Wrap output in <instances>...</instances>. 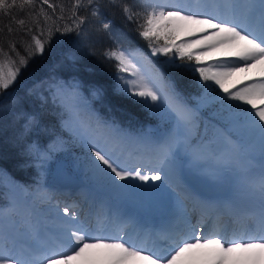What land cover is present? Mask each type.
Here are the masks:
<instances>
[{
  "label": "snow or ice",
  "instance_id": "1",
  "mask_svg": "<svg viewBox=\"0 0 264 264\" xmlns=\"http://www.w3.org/2000/svg\"><path fill=\"white\" fill-rule=\"evenodd\" d=\"M40 2L55 11L49 0ZM34 3L35 0H21L18 5L17 0H0V14L9 15L11 20L12 12L17 8L24 12L28 6L27 15L31 16L35 12L31 8ZM136 4L140 7H135ZM104 8H119L127 21L136 22L138 34L147 41L151 55L167 57L163 62L167 71L193 77L198 74L197 83L203 95L215 93L212 101L219 102L228 111L230 123L242 127L247 137L258 143V176L252 178L249 170H245L243 178L255 204L254 211L243 214L251 220V225L239 224L229 234L227 229L208 227L210 220L201 213L195 223L185 219L183 229L166 230L163 246L149 245L126 239L120 232L110 235L104 234L99 227L93 230L75 210L69 215L70 209L65 206L59 218V231L51 242L41 243L39 234H35L32 243L21 242L18 249L16 241L5 237L0 227V264H73L74 261L94 264L97 260L104 264H264V0H132L131 3L128 0H75L69 16L71 23L64 24L63 28L48 27L51 17L41 7L44 26L40 24L39 13L34 22L38 34L32 27H25V19L14 21L25 34L32 33V43L26 47L27 56L17 53L19 59H14L0 46V94L17 81L34 56L45 53L54 33L75 32L80 36L85 32V23L95 21L116 44L105 52L107 59L117 62L116 94L143 105L151 114L170 121L177 130L190 131L195 125V113L184 102L174 81L159 68L148 72L137 68L133 62L136 56L143 57L150 65L151 61L139 50L133 53L120 46L111 22L103 17ZM80 9L86 15H78ZM64 11L61 7V15L56 19H64ZM8 32H13L11 26ZM182 36L195 39H181ZM9 49L16 50L14 41L9 43ZM217 57L225 59L209 62ZM254 69H258V73L253 74ZM121 73H128V76ZM242 73L248 74L244 80L249 82L235 91L230 90L231 78ZM50 85L55 86L53 95H71L79 99L78 82L62 84L52 80ZM213 86L224 95H219ZM49 90L52 91L51 86ZM30 94L39 98L36 89ZM93 94L101 95V88H96ZM21 104L16 98L10 106L16 109ZM8 109V105L0 104V112ZM15 115L22 120V135L40 131L37 115L21 111H16ZM76 115L73 112V117ZM66 126L71 127L70 122ZM71 131L70 139L75 138L87 148L90 172L116 191L142 189L163 193L171 187L170 175L182 152L192 161L193 168H199L203 159L200 149L189 152L187 136L181 139L176 132L156 139L143 137L153 145L152 158L133 162L131 156L123 155L122 142L127 134L114 125L97 118L95 129L81 121L79 126L71 127ZM55 143L45 147L39 141H28L25 154L31 163L43 168L52 159ZM229 143H232L230 139ZM256 159L254 155L250 157V161ZM207 163L217 176L227 174L232 168V160L228 158L209 156ZM149 181L153 183L143 189ZM172 194L179 207L187 192L173 189ZM200 205L204 209L214 206L206 198L200 200ZM236 215L239 220L240 214ZM37 251L38 258H33Z\"/></svg>",
  "mask_w": 264,
  "mask_h": 264
},
{
  "label": "trees",
  "instance_id": "2",
  "mask_svg": "<svg viewBox=\"0 0 264 264\" xmlns=\"http://www.w3.org/2000/svg\"><path fill=\"white\" fill-rule=\"evenodd\" d=\"M49 2L55 6V11L48 8L46 4H42L40 0H35V3L31 6L35 9V12L31 16L27 15L28 6H26L24 12H21L19 8L12 12L11 20L9 15L0 14V46L14 59H19L17 53L20 56H27L26 47L32 43V33L25 34L18 22L14 21L25 19L27 21L25 27H32L33 32L36 33L34 23L37 19L36 13H39L40 24L44 26L43 13H40L42 7L51 17L47 22L48 27L60 26L63 28L64 24L71 23L69 16L75 0H49ZM128 2L131 3L132 0H128ZM20 3L21 0H17V4ZM61 7L65 10L63 13L64 19L62 20L56 19L61 15ZM135 7L139 8L140 5L136 4ZM102 11L103 17L111 22L120 46L133 53L136 50L142 52L143 56L151 61V65L143 57H139L146 62L151 70L159 68L166 71V74L174 81L175 87L184 102L194 111L196 117L194 127H198H196V135L198 136L192 138L189 145L203 146L208 144L211 154L216 155V148L222 142L221 135L216 132L219 128L228 126L230 121L228 111L219 102L212 101V96L215 93H209L206 97L203 95L197 83L198 74L193 77L186 73L182 75L180 72L167 71L166 66L163 64L167 57H150V48L147 41L139 36L136 22L127 21L119 8H104ZM77 14L86 15L83 9H80ZM9 26L13 29L11 34L8 32ZM84 28V34L80 36L75 32L67 34L54 33L50 44L46 46L45 53L34 56L27 68L21 71L17 81L9 89L4 90L3 94H0V104L9 106L8 111L0 112V169L14 183H17L18 187H26L32 195H35L33 192L37 188L40 189L43 184L37 182L36 179L40 177L43 180L44 176L35 173L37 164L31 163L30 158L25 154L28 141H39L45 147L51 145L53 141L56 142L55 151L52 155L53 159L48 161L47 167L50 170L58 168L65 172H71L72 176L75 175L80 178H76L74 182L69 181L67 184L78 186L86 182L85 180L94 182L97 179L87 166V148L85 149L75 138L70 139L72 137L70 136L71 133L62 127V121L71 116V110L67 108L68 105L64 102L65 99H69V96L65 95L64 100H62L59 96L53 95L52 92L55 86L50 85L52 80L62 84H72L74 81L79 83V93H82V99L85 103L84 111L87 112H84V117H87L88 126L95 129L98 118L126 133L127 136L122 142L125 157H128L132 152L147 156L153 154L151 141L142 139L143 137L156 139L169 132L177 133V129L170 121L161 119L151 114L143 105L135 104L131 99L116 94L114 84L117 76V62L109 60L105 56V52L110 48H115L116 44L95 21L86 22ZM13 41L16 44L15 51L9 49V43ZM127 74L121 73L120 75L127 76ZM50 86L52 91L49 90ZM237 87H243V84ZM96 88H101V95L93 94ZM236 88L232 91H235ZM33 89L39 92V98L30 94ZM219 95L223 96L224 93H219ZM51 96H56L58 101ZM16 98H19L22 104L14 109L10 105ZM201 100L206 101L200 105L194 103ZM229 103L238 102L229 101ZM16 111L37 115L41 122L40 131L22 135L24 131L23 124L22 120L15 115ZM244 134L243 137H234L238 143L237 152L241 168L239 172L232 174L231 183L227 188L228 191L235 189L242 182L245 170H249L252 175V168L249 164L250 157L256 156L255 152L259 151V147L248 144L247 140L249 138ZM55 155L59 157L57 160ZM71 159L76 164H82L84 168L81 170L78 167L74 170L75 163ZM254 161H258V157ZM186 166L185 154L181 153L177 167L172 174L185 178L188 184L196 189V186H200L201 182L196 174L191 178H186ZM53 178L58 183H62L57 176H53L49 180L55 181ZM7 201L8 194L0 186V206Z\"/></svg>",
  "mask_w": 264,
  "mask_h": 264
},
{
  "label": "rangeland",
  "instance_id": "3",
  "mask_svg": "<svg viewBox=\"0 0 264 264\" xmlns=\"http://www.w3.org/2000/svg\"><path fill=\"white\" fill-rule=\"evenodd\" d=\"M193 2H195V0H193ZM195 39L192 37H185L182 36L181 39ZM162 43V42H161ZM149 56L152 58H155L151 55V51L149 50ZM157 57V56H156ZM134 63H136L137 68H139L142 72H148L151 71V69L149 68V66L146 65V62L139 56H136V58L133 60ZM210 63L214 62V61H209ZM248 75V74H246ZM128 76V74H127ZM132 77H129V79H131ZM235 77L231 78V80L229 81L228 86L230 88H232V85H235L239 82L244 81V77H241L239 79H235ZM211 83V82H210ZM214 88H216L217 92L219 93H223L220 92L218 87L213 86ZM238 88V87H237ZM55 91V87L53 89V92ZM58 96V95H57ZM69 99H65V103L68 105L67 108H69L71 110V116H69L66 120L62 121V125L63 127L66 129V131L68 132H72L71 131V127H76L79 126V123L82 121L85 124L88 125L87 122V117H84V110H85V103L83 101V97H82V93H79V99L77 100L76 98H74L71 95H68ZM54 100L58 101V98L56 96H51ZM62 100H64V96L61 97L59 96ZM206 101V100H204ZM204 101H197L194 102L197 105H200L201 103H203ZM247 107V106H245ZM83 110V111H81ZM73 112H75L77 115L75 117H73ZM87 113V112H85ZM70 117H73L70 121ZM70 122L71 127L66 126L68 123ZM197 127V126H196ZM193 127L190 131H187L185 129H179L177 130V134L180 136L181 139H183L185 136H187L188 138V142L198 136L196 135L197 133V128ZM227 132L231 133L232 135L235 136H240L243 137L242 135L245 133L243 128L240 126H233L232 124H230L228 127H226ZM245 135V134H244ZM70 136H72V133L70 134ZM230 139V138H229ZM229 139H227V144L225 146V148L220 152L219 151V157L218 158H228L232 160V168L231 170L224 175L221 176H217L214 175L213 170L208 166L207 161H205L204 159L201 160L200 163V167L199 168H193L192 166V161L189 159V157L186 155L187 157V170L189 172V175L187 177L191 178V176L195 175L198 177V179L200 180V182L202 184H204V186H206L207 188L203 189V191H210L212 192V189L218 188H225L226 185L230 182L231 179V174L234 172L233 170L235 169V167L238 164V154H237V150H236V145L235 142L230 139L232 141V143H229ZM86 149V147H84ZM84 150V149H83ZM188 151H194V147H189ZM183 153V152H182ZM184 154V153H183ZM204 154V153H203ZM135 156V154H134ZM57 158L55 155V159L57 160ZM150 158H152V156H149V158H147L146 155L141 154V157L138 159H141L143 161H147ZM53 159V157H52ZM52 159L50 161H52ZM137 160V159H135ZM135 160H133L135 162ZM71 161L73 163H75L72 159ZM74 170H76L78 167L84 168V166L82 164H74ZM250 165H252V163L250 162ZM81 170H78L79 172ZM35 173L37 175H43L44 179L41 180L40 177H38L36 180L37 182H41V183H46L48 182L47 180H49V178L53 177V176H57L59 177L60 181H62L61 186L62 187H66V188H62L59 185L53 186V189H45L43 191H35V195L32 196V198L34 199L33 204H35V210H39L41 208L46 209V212L43 215H39L35 212H33L32 210L29 209V207L27 206V203L25 202L28 197L30 196V194L25 190V189H21L20 187H18L16 184L14 183V181L12 179H10V177L2 170L0 169V186L6 190L7 194H8V203L6 205H3L0 207V227H2V230L6 231L5 237L12 239V236L14 235V233L18 230H22L25 231L27 230L26 233H28L26 236H23V238L20 239L19 243H17V248L19 249V245L21 244V242L24 243H30V239L32 240V235H31V231L33 230L35 233L39 234L40 237H44L42 231H45V238L47 239H52V232L56 233V227H59V221L58 219L60 217H62L63 215H60L59 213L63 210L64 208V204H60L56 199H55V191H59V190H63L65 193V196L69 194V196H72L73 198H78V195L75 194L77 192H81V194H84L85 197L87 195H90L93 190L90 189L88 187V185H84L82 187H79L80 189H78V191H75L73 188H71L69 186V181H73L77 178L80 179L79 177H76L75 175H71V172H65L64 170L58 169V168H53L52 170L48 169L47 164H45L43 166V168H41L39 165H37V168L35 169ZM80 175L81 174H78ZM87 178V177H86ZM255 178V177H254ZM92 179V178H91ZM95 179V178H94ZM53 180L56 181V179L53 178ZM83 180V179H82ZM52 181V180H49ZM55 181H53V184L55 183ZM87 184H91L94 185L95 188L101 190L104 192V194L102 195H98L97 196V201H99L100 196H102L103 198H106L107 200H105V203L108 204V206L106 207V213L109 215V219L111 218V224L113 231L116 229L118 222L115 219L113 221V216L116 213V211H120V210H125V206L129 209L126 211V214L128 216H137V212L138 211H143L145 212V210L147 211H154V212H163V213H167L169 215H173V218L177 219L180 223L182 222V215L177 211V203L175 200L174 195L172 194V190L173 189H184V187L186 186V192L187 195L185 196V199L193 197V196H197V193L192 192V189L186 185V181L184 180V178L180 177L179 175H175V174H171L170 175V179H169V184L171 185V187L167 188V190L163 193L161 192H156V191H143L142 189H131V190H123V191H116L113 190L111 187H109L108 185H106L105 183L99 181L98 179H96L94 182H90L89 180H85ZM79 182V181H76ZM60 183V182H59ZM58 181H56V184H59ZM132 183L135 184H143V182L140 181H132ZM152 181H149L147 185H143V189H148L149 186L152 184ZM155 183H160V182H155ZM175 186V187H172ZM202 187V186H201ZM188 190V191H187ZM250 189L249 187H245L243 185L239 186V191L234 194V200H251L252 198L249 195ZM29 194V195H28ZM32 195V194H31ZM184 198V197H183ZM182 198V203L185 202ZM197 198H199V195L197 196ZM47 202V205L44 203ZM104 203V204H105ZM181 206V205H180ZM179 206V207H180ZM99 207H101L97 202L96 204H94L93 206H89L88 208V215L86 216V218H90L91 216H93V218L96 219H92L93 222H99L100 219L102 218L103 215V211L101 209H99ZM76 208V209H75ZM55 209V210H54ZM70 212L72 210H75L78 214L79 217L82 218V216H80L81 214V209L78 206H72L69 207ZM14 210V211H13ZM100 211V212H99ZM13 212H15L17 214V216L15 214H13ZM183 212H185V210H183ZM99 213V214H98ZM11 216H10V215ZM71 215V213H69ZM111 214V215H110ZM15 215V216H14ZM57 218V223L52 221V223L50 225H44L41 223L40 220H43L44 218ZM12 219V220H11ZM191 219V218H190ZM104 221V220H103ZM102 222V221H101ZM9 226V227H8ZM33 226V227H32ZM36 226V227H34ZM94 227V226H93ZM30 230V231H29ZM51 232V233H49ZM30 237L29 240L27 239V237ZM27 239V240H26ZM101 263H100V262ZM97 264H104V261L102 260H97L96 262Z\"/></svg>",
  "mask_w": 264,
  "mask_h": 264
},
{
  "label": "bare ground",
  "instance_id": "4",
  "mask_svg": "<svg viewBox=\"0 0 264 264\" xmlns=\"http://www.w3.org/2000/svg\"><path fill=\"white\" fill-rule=\"evenodd\" d=\"M192 38H195V37H192ZM184 39V38H183ZM189 39V38H188ZM223 59H225V58H223V57H217V58H215V60H214V62H218V61H220V60H223ZM255 73H258V69H254L253 70V74H255ZM246 74H240V75H238V76H235V78H234V80L233 81H235V79L237 80V79H239V78H241V77H244ZM176 191H180V190H178V189H176ZM47 205V202H45L44 203V205ZM46 206H44V208H45ZM55 210V209H54ZM14 211V210H13ZM69 213H71V212H69ZM13 214H15L16 216H17V214L15 213V212H13ZM10 215V214H9ZM14 215V216H15ZM70 215V214H69ZM11 216V215H10ZM12 220V219H11ZM58 221H59V225H60V219H58ZM100 222V221H99ZM90 224V221H88V225ZM90 226V225H89ZM9 227V226H8ZM56 233H58V230H57V228H56ZM207 234V233H206ZM29 240V239H28ZM52 240H54L53 238L51 239V241ZM30 243H32V240L30 239V241H29ZM41 243H44V240L43 239H41ZM162 243H163V241H162ZM164 245V244H163ZM162 245V246H163ZM38 256H39V252L37 251V252H35V254H34V257L33 258H38ZM97 261H95L94 262V264H97L96 263ZM100 262V261H99ZM101 263V262H100ZM73 264H81V262L80 261H74L73 262Z\"/></svg>",
  "mask_w": 264,
  "mask_h": 264
}]
</instances>
